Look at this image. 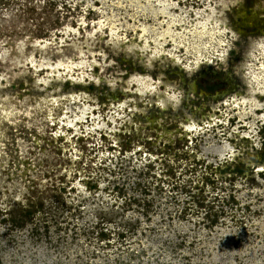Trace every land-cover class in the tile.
<instances>
[{
	"label": "rangeland",
	"instance_id": "rangeland-1",
	"mask_svg": "<svg viewBox=\"0 0 264 264\" xmlns=\"http://www.w3.org/2000/svg\"><path fill=\"white\" fill-rule=\"evenodd\" d=\"M0 264H264V0H0Z\"/></svg>",
	"mask_w": 264,
	"mask_h": 264
},
{
	"label": "trees",
	"instance_id": "trees-1",
	"mask_svg": "<svg viewBox=\"0 0 264 264\" xmlns=\"http://www.w3.org/2000/svg\"><path fill=\"white\" fill-rule=\"evenodd\" d=\"M215 87H212V89L214 90Z\"/></svg>",
	"mask_w": 264,
	"mask_h": 264
}]
</instances>
